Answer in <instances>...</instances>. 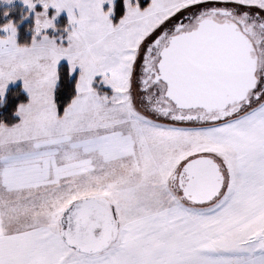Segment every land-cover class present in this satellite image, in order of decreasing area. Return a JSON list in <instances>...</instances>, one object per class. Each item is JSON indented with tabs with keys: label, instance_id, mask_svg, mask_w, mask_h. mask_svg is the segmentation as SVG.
Returning <instances> with one entry per match:
<instances>
[{
	"label": "snow or ice",
	"instance_id": "snow-or-ice-1",
	"mask_svg": "<svg viewBox=\"0 0 264 264\" xmlns=\"http://www.w3.org/2000/svg\"><path fill=\"white\" fill-rule=\"evenodd\" d=\"M105 2L24 0L30 44L0 25V95L30 96L0 122V264H264V0Z\"/></svg>",
	"mask_w": 264,
	"mask_h": 264
},
{
	"label": "trees",
	"instance_id": "trees-1",
	"mask_svg": "<svg viewBox=\"0 0 264 264\" xmlns=\"http://www.w3.org/2000/svg\"><path fill=\"white\" fill-rule=\"evenodd\" d=\"M149 4V0H140V6L146 7ZM36 11H42L40 7L36 8ZM53 12L50 11V15ZM125 14L124 0H117L115 3V12L112 16L113 23H118L120 18ZM9 21L13 22L17 28V43L18 44H30L34 36L35 22L32 17H29V12L21 5L2 6L0 4V25H4ZM67 25L65 17H61L57 26L61 29L55 34L52 31L48 34L50 36L59 37L64 31ZM0 36H6L3 29L0 28ZM69 66L65 63L61 64L58 68L60 74V81L58 82L55 90V98L58 104L60 114L63 112V108L71 99L73 90L69 87L74 82V78L78 74H74L73 78L67 76ZM101 92H108L105 88L98 87ZM29 102V97L24 92L21 85L10 87L5 97L0 96V122L11 126L20 121L18 116V108L20 104H26Z\"/></svg>",
	"mask_w": 264,
	"mask_h": 264
},
{
	"label": "rangeland",
	"instance_id": "rangeland-1",
	"mask_svg": "<svg viewBox=\"0 0 264 264\" xmlns=\"http://www.w3.org/2000/svg\"><path fill=\"white\" fill-rule=\"evenodd\" d=\"M116 1H117V0H115V3H116ZM132 2L135 3V0H132ZM149 3H150V0H149ZM0 4H1L2 6H13V5H15V4L23 6L24 9H26V10L29 12V17H32V18L34 19V22H35L36 9H35V11L31 10V9H30V8L24 3V0H13V2H11V3L6 2V0H0ZM37 7H40V8L42 9V11H43V6H42V5L37 4V5H36V8H37ZM109 7H110V5L107 3V0H106L105 4L103 5V8H104V10L107 11ZM50 11L53 12L51 15H50ZM125 12H126V8H125ZM48 16H49V18H51V17H55V19H54V21H53V23H54V25H55V28H49V29H47V30H42V35H43V34H46V35H48L50 38H52V37H56V36H50L48 33L52 31L53 33L56 34V33L58 32V30L61 29L60 27L57 26V24H58V22H59V20H60L61 17H65V18H66V21H67V25H66V26H68V24H69V16H68L67 10H66V9H65V10H61L60 13H59V15L57 16V15H56V9H55L54 7H52V6H49V8H48ZM112 16H113V14L110 15V19H112ZM63 31H64V29H63ZM3 32L7 35V32H5L4 30H3ZM61 36L65 37V39L63 40V43L66 45V44L68 43V41H67V39H66V37H67V33H66V32H63L59 37H61ZM16 39H17V36H16ZM58 42H60V41L58 40ZM63 63L67 64V65L70 67V65H69V63H68V61H67L66 58L62 59V60L59 62V64H58L57 67L59 68V66H60L61 64H63ZM78 73H79V68L76 69V72H75L74 74H78ZM101 79H102V78H101L100 76H97V77L95 78V81H101ZM16 85H21V86H22L24 92L27 94V96L29 97V101H30V96H29L27 90H26V89L24 88V86H23V80L20 79V78H18V79L15 80V81H9L8 84H7V86H6V89H5L4 94H3V95H0V96L4 98V97H5V94H6V92H7V90H8L10 87H13V86H16ZM99 86L102 87V88H105L106 90H109L110 93H111V88H110V86H104L103 84H99V85H97V83L94 82V87H99ZM110 93H109V94H110ZM18 116H19V115H18ZM19 118L21 119L20 116H19Z\"/></svg>",
	"mask_w": 264,
	"mask_h": 264
},
{
	"label": "flooded vegetation",
	"instance_id": "flooded-vegetation-1",
	"mask_svg": "<svg viewBox=\"0 0 264 264\" xmlns=\"http://www.w3.org/2000/svg\"><path fill=\"white\" fill-rule=\"evenodd\" d=\"M261 81H264V69H262L259 73Z\"/></svg>",
	"mask_w": 264,
	"mask_h": 264
},
{
	"label": "clouds",
	"instance_id": "clouds-1",
	"mask_svg": "<svg viewBox=\"0 0 264 264\" xmlns=\"http://www.w3.org/2000/svg\"><path fill=\"white\" fill-rule=\"evenodd\" d=\"M6 2L11 3V2H13V0H6Z\"/></svg>",
	"mask_w": 264,
	"mask_h": 264
}]
</instances>
